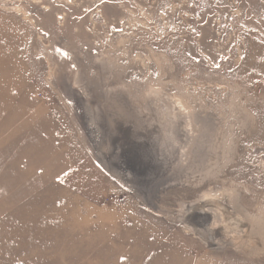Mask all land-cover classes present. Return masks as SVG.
I'll list each match as a JSON object with an SVG mask.
<instances>
[{
    "label": "rangeland",
    "instance_id": "rangeland-1",
    "mask_svg": "<svg viewBox=\"0 0 264 264\" xmlns=\"http://www.w3.org/2000/svg\"><path fill=\"white\" fill-rule=\"evenodd\" d=\"M0 264H264V0H0Z\"/></svg>",
    "mask_w": 264,
    "mask_h": 264
},
{
    "label": "bare ground",
    "instance_id": "bare-ground-1",
    "mask_svg": "<svg viewBox=\"0 0 264 264\" xmlns=\"http://www.w3.org/2000/svg\"><path fill=\"white\" fill-rule=\"evenodd\" d=\"M180 102H181V100H180ZM180 102H179L178 100H176V101H175V104H176L175 106L181 108L182 110H186V108L183 106V104H181L182 102H181V103H180ZM206 200H207V203H206V204L209 203L210 205H215V206H219V207L221 206V205H219V202H217V201L211 200V199H209V198L206 199ZM205 202H206V201H205ZM201 203H202V202H201ZM216 203H217V204H216ZM204 204H205V203H204ZM197 205H198V204H197ZM199 205H200V204H199ZM202 205H203V203H202ZM200 206H201V205H200ZM208 208H209V207H208ZM221 208H222V211H223L224 208H223L222 206H221ZM193 210H194V209H193ZM206 210H207V209H206ZM228 210H229V209H228ZM202 211H205V210L202 209ZM208 211H209V210H208ZM195 212H197V211L195 210V211L193 212V214H195ZM212 213H213V212H212ZM214 213H215V212H214ZM228 213H229V212H228ZM189 215H190V214H189ZM213 215H214V214H213ZM191 218H192V217H191ZM214 221H215V220H214ZM191 222H192V221H190L189 223H191ZM189 223H188V225H189V228L191 229L192 233H194V235L198 236V238H199V237H202V234H200V232L198 233V231H199L200 229H198L197 226L194 227V226H193V222H192L191 224H189ZM186 224H187V223H186ZM233 224H234V223H233ZM233 224H232V225H233ZM228 225H229V224H228ZM211 227H212V226H211ZM230 227H231V226H230ZM189 228H188V229H189ZM214 229H215V228H214ZM227 229H228V228H227ZM215 230H216V229H215ZM189 231H190V230H189ZM203 237H204V236H203ZM205 238H207V237H205ZM201 239H202V238H201ZM203 239H204V238H203ZM208 239H210V238H208ZM204 240H205V239H204ZM206 240H207V239H206ZM206 240H205V241H206ZM202 241H203V240H202ZM209 242L212 243V241H209ZM209 245H210V244H209Z\"/></svg>",
    "mask_w": 264,
    "mask_h": 264
}]
</instances>
